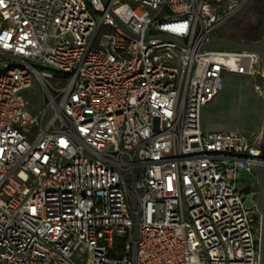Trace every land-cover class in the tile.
<instances>
[{
    "label": "built area",
    "instance_id": "obj_1",
    "mask_svg": "<svg viewBox=\"0 0 264 264\" xmlns=\"http://www.w3.org/2000/svg\"><path fill=\"white\" fill-rule=\"evenodd\" d=\"M246 1L0 0V264H260L262 134L200 124L228 73L263 92L203 47Z\"/></svg>",
    "mask_w": 264,
    "mask_h": 264
},
{
    "label": "rangeland",
    "instance_id": "obj_2",
    "mask_svg": "<svg viewBox=\"0 0 264 264\" xmlns=\"http://www.w3.org/2000/svg\"><path fill=\"white\" fill-rule=\"evenodd\" d=\"M228 2L229 0H223ZM264 28V0H247L231 18L222 22L212 32L213 38L257 40L261 39ZM218 48H228L218 45ZM259 80V79H258ZM262 93L254 87V78L245 74L228 73L219 95L201 109L200 124L204 130H240L247 137L261 133L264 128V87ZM33 110L44 106V92L34 80L33 85L24 91ZM242 181L251 190L256 189L258 177L255 172L242 173ZM246 203H256L254 195H246ZM86 253H79L77 259L86 264Z\"/></svg>",
    "mask_w": 264,
    "mask_h": 264
},
{
    "label": "water",
    "instance_id": "obj_3",
    "mask_svg": "<svg viewBox=\"0 0 264 264\" xmlns=\"http://www.w3.org/2000/svg\"><path fill=\"white\" fill-rule=\"evenodd\" d=\"M215 45H222V46H229V47H237V48H248V49H255L259 52L263 67H264V41L259 44L253 45H246L238 43L237 41L230 39V38H214L206 43L203 47L215 46ZM261 143H258V146L261 147L262 153L261 156L256 161L255 168L258 173V182L261 186V191L259 195V204L257 205L258 208L261 210L263 217H262V233H261V251H260V264H264V128L262 131Z\"/></svg>",
    "mask_w": 264,
    "mask_h": 264
},
{
    "label": "flooded vegetation",
    "instance_id": "obj_4",
    "mask_svg": "<svg viewBox=\"0 0 264 264\" xmlns=\"http://www.w3.org/2000/svg\"><path fill=\"white\" fill-rule=\"evenodd\" d=\"M252 41H253L255 44H259V43H261V42L264 41V28H263V35H262V38H261V39H257V40H252ZM254 172L256 173L257 177H259L256 168H255ZM260 191H261V186H260V184H259V182H258V183H257V187H256V189H254V190H251V189H250V192H249V193H252V194L254 195V199H255L257 205L259 204V195H260Z\"/></svg>",
    "mask_w": 264,
    "mask_h": 264
}]
</instances>
